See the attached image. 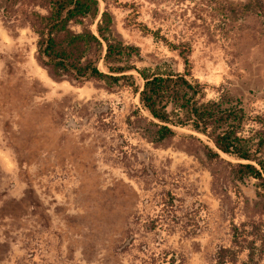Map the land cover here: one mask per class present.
<instances>
[{"label":"rangeland","instance_id":"rangeland-1","mask_svg":"<svg viewBox=\"0 0 264 264\" xmlns=\"http://www.w3.org/2000/svg\"><path fill=\"white\" fill-rule=\"evenodd\" d=\"M98 1L139 48L137 68L188 70L204 100L238 99L255 147L264 18L238 11L249 0ZM32 9L45 13L0 2V264H264L257 180L233 179L232 156L207 160L209 140L187 127L152 142L129 86L52 78L23 16Z\"/></svg>","mask_w":264,"mask_h":264},{"label":"trees","instance_id":"trees-1","mask_svg":"<svg viewBox=\"0 0 264 264\" xmlns=\"http://www.w3.org/2000/svg\"><path fill=\"white\" fill-rule=\"evenodd\" d=\"M3 12L14 5L39 6L41 13H23L37 36L36 59L54 79L75 83L102 81L108 86L126 85L137 95L147 111L153 128L147 131L150 140L162 143L176 135L177 127L207 137L202 151L207 160L220 158V153L237 159L229 162V174L235 180L253 178L264 193V131L253 144L240 133L248 119L241 102L223 93L217 100H204V88L188 78L189 72L172 67L137 68L134 58L140 50L123 41L116 30L113 14L98 0H0ZM238 11L254 12L264 18V1L249 0ZM187 63V60H185ZM101 66V67H100ZM135 71L142 79L135 83Z\"/></svg>","mask_w":264,"mask_h":264}]
</instances>
